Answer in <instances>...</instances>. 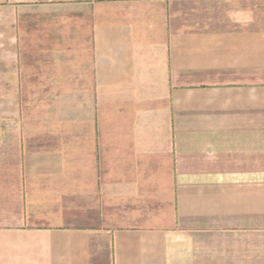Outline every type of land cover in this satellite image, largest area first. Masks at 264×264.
Instances as JSON below:
<instances>
[{
  "label": "crops",
  "instance_id": "obj_1",
  "mask_svg": "<svg viewBox=\"0 0 264 264\" xmlns=\"http://www.w3.org/2000/svg\"><path fill=\"white\" fill-rule=\"evenodd\" d=\"M0 264H264V0H0Z\"/></svg>",
  "mask_w": 264,
  "mask_h": 264
}]
</instances>
